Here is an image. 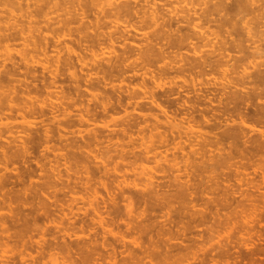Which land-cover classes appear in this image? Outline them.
I'll list each match as a JSON object with an SVG mask.
<instances>
[{
  "label": "rangeland",
  "instance_id": "374dc122",
  "mask_svg": "<svg viewBox=\"0 0 264 264\" xmlns=\"http://www.w3.org/2000/svg\"><path fill=\"white\" fill-rule=\"evenodd\" d=\"M246 24L264 0H0V264H264Z\"/></svg>",
  "mask_w": 264,
  "mask_h": 264
},
{
  "label": "bare ground",
  "instance_id": "6f19581e",
  "mask_svg": "<svg viewBox=\"0 0 264 264\" xmlns=\"http://www.w3.org/2000/svg\"><path fill=\"white\" fill-rule=\"evenodd\" d=\"M177 1H180V0H177ZM184 1V0H183ZM242 1V0H241ZM247 6V5H246ZM245 29H246V32L248 34L247 36V42L248 40L250 41L249 44H251L249 47H247V51L250 52V49H251V54L253 55H250L251 57H254L256 59V57H262L264 56L263 55V52H264V31L263 32H258V33H253L252 29L246 24L245 25ZM249 49V50H248ZM248 54V53H247ZM241 62V61H240ZM243 62V61H242ZM249 62V61H248ZM252 64V63H251ZM264 64V63H263ZM257 67V66H256ZM261 72V71H260ZM262 74V73H261ZM260 74V75H261ZM256 78H257V75H255ZM264 76V75H263ZM259 78V77H258ZM262 80V78H260ZM259 79V80H260ZM257 80V81H259ZM264 80V78H263ZM262 80V81H263ZM263 83V82H262ZM264 84V83H263ZM262 100V99H261ZM264 101V100H262ZM264 108V107H263ZM264 110V109H263ZM264 112V111H263ZM263 147V146H262ZM263 150V149H262ZM257 151V150H256ZM259 152V151H258ZM256 153V152H255ZM258 154V153H257ZM144 169V168H143ZM253 206V205H252ZM243 207V206H242ZM257 206H255L256 208ZM254 208V206H253ZM255 208L253 210H255ZM248 209V208H247ZM247 209H244V210H247ZM248 210H251V209H248ZM252 211V210H251ZM244 213V212H243ZM247 213V212H246ZM248 214V213H247ZM246 214V217L247 218H252V219H255L254 215H255V211H253L249 216H247ZM257 214V213H256ZM256 216V215H255ZM246 219V218H245ZM244 219V220H245ZM252 222V220H249V222ZM245 222H247L245 220ZM249 222H247L246 224H248ZM250 222V223H251ZM254 223V222H253ZM248 239H246L247 241ZM242 242V241H241ZM245 242V241H244ZM246 243V242H245ZM243 244V243H242ZM249 244V243H247ZM221 245V244H220ZM244 245V244H243ZM247 246V245H246Z\"/></svg>",
  "mask_w": 264,
  "mask_h": 264
}]
</instances>
